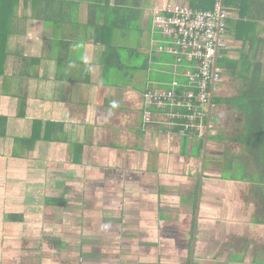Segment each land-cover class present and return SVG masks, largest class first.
I'll use <instances>...</instances> for the list:
<instances>
[{
  "label": "crops",
  "instance_id": "0c3cea01",
  "mask_svg": "<svg viewBox=\"0 0 264 264\" xmlns=\"http://www.w3.org/2000/svg\"><path fill=\"white\" fill-rule=\"evenodd\" d=\"M172 3L186 0H141L136 29L102 33L95 0L50 15L19 1L0 46V264H264V175L239 172L245 150L213 128L187 138L154 109L144 117V93L175 80L152 18ZM244 11L229 12L223 58L248 50L237 31L264 35ZM96 38L128 65L105 67Z\"/></svg>",
  "mask_w": 264,
  "mask_h": 264
},
{
  "label": "trees",
  "instance_id": "16d2710c",
  "mask_svg": "<svg viewBox=\"0 0 264 264\" xmlns=\"http://www.w3.org/2000/svg\"><path fill=\"white\" fill-rule=\"evenodd\" d=\"M19 1L0 0V46L4 38L12 33L14 25L12 19L15 17V10L19 5ZM66 1L72 0H43L46 12L49 15L54 12L55 7L61 9L60 7H63ZM95 1L102 6L103 23L101 26L96 27L102 33L105 30L126 32L138 27L141 15V0H113L112 5H109V0ZM223 4L228 12L236 9L245 10V15L242 13L240 15L245 16L249 22H264V0H223ZM183 5L194 10H209L212 8L213 0H186V4ZM228 20L229 18L227 19L225 33L229 32ZM44 22H49L48 17H44ZM242 25L244 26V24ZM238 33L237 31L234 37L241 40L243 45L247 44L248 50L240 54L237 59L223 58L224 49L221 50V56L217 59V66L221 69V79L217 85L220 84L222 79L232 81L231 89H233L234 95L222 98L212 94L211 108L216 107L217 112L211 115L210 123L212 128L218 131L215 138L219 140L226 139L245 150L244 153L248 156L249 163L248 167L239 168L240 173L248 171L251 176H254L260 170V174L264 175V62L258 57V52L261 51L260 45H264V35L262 38H254L255 36L240 38L237 35ZM95 42H101L104 46L105 67L124 68L125 65L122 64L120 59V51H122L120 47L104 42L102 39L98 40L96 38ZM176 71L175 76L177 78L175 79L184 83L185 79L181 76L182 70L175 68ZM225 129L230 130L231 134L224 136ZM202 145L203 140L200 142V147ZM252 166H260V168L259 170L254 169ZM47 203L62 205L64 200L49 199Z\"/></svg>",
  "mask_w": 264,
  "mask_h": 264
},
{
  "label": "built area",
  "instance_id": "2783aa9c",
  "mask_svg": "<svg viewBox=\"0 0 264 264\" xmlns=\"http://www.w3.org/2000/svg\"><path fill=\"white\" fill-rule=\"evenodd\" d=\"M152 18L165 44L159 46V51L173 55L174 68L182 70L185 82L175 79L169 89L146 91L144 102L148 109L144 117L149 120L150 109H154L176 128L179 136L192 138L203 128H212L208 120L204 121L209 117L211 93L221 79L217 59L224 49L228 9L223 0H213L209 10L172 3L154 10Z\"/></svg>",
  "mask_w": 264,
  "mask_h": 264
},
{
  "label": "rangeland",
  "instance_id": "374dc122",
  "mask_svg": "<svg viewBox=\"0 0 264 264\" xmlns=\"http://www.w3.org/2000/svg\"><path fill=\"white\" fill-rule=\"evenodd\" d=\"M154 11V10H153ZM165 57H166V55H165ZM167 59V61H171L169 58H166ZM141 58H138V57H134V59H133V63H136V64H138V63H140L141 62ZM121 62H122V64H124V65H128V63H127V56H126V54H122L121 55ZM227 81V79H222V81ZM219 89V88H218ZM254 169L256 168V169H258L259 170V168H260V166H258V167H256V166H252ZM262 171V170H261ZM259 175L260 176H262L260 173H259Z\"/></svg>",
  "mask_w": 264,
  "mask_h": 264
},
{
  "label": "water",
  "instance_id": "95a60500",
  "mask_svg": "<svg viewBox=\"0 0 264 264\" xmlns=\"http://www.w3.org/2000/svg\"><path fill=\"white\" fill-rule=\"evenodd\" d=\"M211 96H212V93H211ZM210 109H211V104L209 106V111H210ZM208 120H209V117H208ZM205 138H206V136H205ZM204 149H205V145H204ZM203 154H204V152H203ZM202 166H203V160H202Z\"/></svg>",
  "mask_w": 264,
  "mask_h": 264
}]
</instances>
